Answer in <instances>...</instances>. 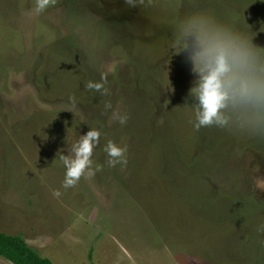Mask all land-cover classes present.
Instances as JSON below:
<instances>
[{
	"label": "rangeland",
	"instance_id": "374dc122",
	"mask_svg": "<svg viewBox=\"0 0 264 264\" xmlns=\"http://www.w3.org/2000/svg\"><path fill=\"white\" fill-rule=\"evenodd\" d=\"M35 7L0 0V99L15 98L12 110L0 100V231L54 264H179L184 253L193 264H264V125L229 113L227 126L197 130L191 64L176 54L198 21L264 48V0ZM102 73L110 96L85 87ZM90 128L102 170L65 189L57 153ZM108 140L127 147L126 166L108 167Z\"/></svg>",
	"mask_w": 264,
	"mask_h": 264
},
{
	"label": "clouds",
	"instance_id": "9594fccd",
	"mask_svg": "<svg viewBox=\"0 0 264 264\" xmlns=\"http://www.w3.org/2000/svg\"><path fill=\"white\" fill-rule=\"evenodd\" d=\"M145 0H125L130 7L144 4ZM57 0H36L37 14L54 6ZM151 4V0H148ZM185 43L177 55H187L194 76L192 86L185 97L194 99L195 124L201 127H225L229 124L230 115L243 114L259 125H264V56L260 54L262 47L255 46L252 41L241 34L232 33L210 27L204 21L188 24L184 29ZM191 38V43L187 39ZM107 74L102 73L100 81H88L85 87L110 96ZM76 97L69 96L72 106H76ZM112 108L110 101L104 104V111ZM113 119L124 125L127 114L113 112ZM101 132L96 128L80 135L79 140L68 148V155L63 150L58 152L59 160L66 172L62 182L65 189L75 187L85 175L90 178L101 171V166L93 168V152L100 144ZM107 154L106 164L114 168L120 164L127 165V147H121L112 140L104 146ZM55 197L61 192L55 190Z\"/></svg>",
	"mask_w": 264,
	"mask_h": 264
},
{
	"label": "trees",
	"instance_id": "16d2710c",
	"mask_svg": "<svg viewBox=\"0 0 264 264\" xmlns=\"http://www.w3.org/2000/svg\"><path fill=\"white\" fill-rule=\"evenodd\" d=\"M0 255L13 264H54L47 256L41 255L18 234L0 231Z\"/></svg>",
	"mask_w": 264,
	"mask_h": 264
},
{
	"label": "crops",
	"instance_id": "0c3cea01",
	"mask_svg": "<svg viewBox=\"0 0 264 264\" xmlns=\"http://www.w3.org/2000/svg\"><path fill=\"white\" fill-rule=\"evenodd\" d=\"M35 84L37 85V87L39 88V90L36 89ZM28 86L31 87V90H32V95H30L29 98H33V101L34 102H36L35 98L36 99L37 98H41V97L42 98H45V96L43 97V95L40 96L38 94L39 91H41V89H40L39 84L36 81H34L32 83H28ZM13 99H15V98H1L0 100H4L3 102H6L7 103L6 105L8 107V110L9 109L12 110V107H13ZM8 103H10L11 105L8 106ZM0 110H2V109L0 108ZM0 114H1V111H0ZM28 132H31L32 134H34V129H30ZM10 234H16V233H10ZM175 262H177V261L175 260ZM192 262H193L192 255L188 254L187 256H185V253H184V255L182 256V260H180V263L179 264H193ZM175 264H178V263H175Z\"/></svg>",
	"mask_w": 264,
	"mask_h": 264
}]
</instances>
